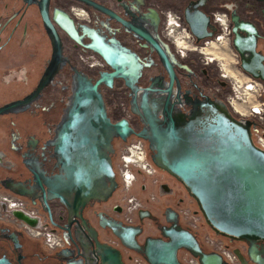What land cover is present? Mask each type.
<instances>
[{"label": "water", "instance_id": "obj_1", "mask_svg": "<svg viewBox=\"0 0 264 264\" xmlns=\"http://www.w3.org/2000/svg\"><path fill=\"white\" fill-rule=\"evenodd\" d=\"M41 12L52 39V59L37 87L24 98L1 105L0 117L29 108L53 83L64 62L60 36L43 7ZM56 20L76 37L72 19L65 16ZM189 25L199 40L206 36L200 35L192 23ZM200 28L207 29L204 21ZM90 38L94 43L88 47L99 52L113 71H103L96 79L74 69L72 93L52 141L58 153L60 172L38 181L44 210L52 223L64 231L68 244L76 246L64 248L58 254H66L69 264H125L122 250L104 239L102 230H111L123 245L144 255L149 264H183L180 260L182 250L189 251L201 264H226L221 254L206 251L196 234L182 225L175 208H167V223L156 226L160 235L147 236L143 243L139 237L144 233L145 220L155 219L149 209L140 210L139 225H126L93 210L95 202L108 201L119 185L112 160V140L116 136L126 140L131 134L149 141L150 149L154 151V164L185 187L216 234L231 241H245L249 244V255L257 254L258 244L264 242V151L252 140L254 123L239 119L225 102L205 94L197 98L196 110L193 111V102L188 103L193 109L186 113L173 103L169 108L170 102L162 106L159 98L153 97L150 103L143 94L140 99L138 91L142 88L138 82L142 73L134 53L117 54L110 46L105 54L95 45V39ZM153 43L169 73L170 101L175 82L178 93L181 92L175 72L176 60L168 56L158 42ZM234 48L240 55L242 69L264 81V56L257 51L256 43L243 46L236 40ZM119 68L136 72L131 86L136 92L132 111L141 119L142 131H136L127 118L114 122L108 115L100 86L103 83L114 86ZM2 182L6 189L27 196L19 190L27 186L24 182L9 178ZM55 199H60L68 208L67 224L54 220L50 201ZM96 216L99 225L94 222ZM13 240L20 246L17 236H13ZM235 253L246 264L241 251L235 249ZM0 264L12 262L3 256Z\"/></svg>", "mask_w": 264, "mask_h": 264}, {"label": "flooded vegetation", "instance_id": "obj_2", "mask_svg": "<svg viewBox=\"0 0 264 264\" xmlns=\"http://www.w3.org/2000/svg\"><path fill=\"white\" fill-rule=\"evenodd\" d=\"M41 7L47 11L48 17L62 41L64 62L61 64L62 67L57 75L60 74L59 76H63L62 73H64L65 76L63 77L64 80H57L55 83L47 86L42 92V99L39 102L37 101L38 104L35 110L30 111L37 113L39 109L51 110L58 107L56 109L61 108V112H58L55 118L44 119L43 126H38V123L32 124V129H30L31 127L28 128L27 132H22L17 127L8 132L7 126L5 128L0 126V132L3 131L9 139L4 156L8 158L9 154H11L21 162L17 168L12 167V165L8 167L3 166L2 171L6 175L1 180L3 189L1 192L12 197L23 198L29 204L41 208L44 212L46 211L44 210L43 193L38 183L44 181V178H52L60 172L61 167L58 153L52 141L56 138L58 124L62 120L68 105L69 96L72 93L74 69L84 71L96 79L103 71H113L99 52L88 47L94 43L90 37L95 39V45L105 52V54L110 46L113 47L117 54H124V52L134 53L137 63L142 68V70L141 68L139 69L142 74L140 75L139 72L141 77L138 82V86L142 88L138 91V97L140 99L143 94L144 96L146 95L150 103H152L151 99L153 97L159 98L162 106L170 102L169 108L171 107V103H173L183 113L190 112L193 109V105L188 104L192 102L194 104L193 111L196 110L197 98L203 94L222 100L215 93L219 74L215 66L206 67L195 54L186 59L177 56L173 43L164 32L168 13L176 15L179 18V23L186 27L198 42L215 38L221 33L220 25L214 21V14L217 12L226 13L229 21V39L232 47L234 48V42L236 40L243 46L256 43L257 51L264 56V0H0V37H2L6 29L11 27L10 39L17 32L21 31V37L23 36V39L28 37L29 43L28 29L30 26V28L35 27L37 33L50 44V54L45 58L47 65L40 74V77L44 74L53 55L52 39L46 29ZM3 14H6V16L3 17ZM65 16H68L74 21V27L76 29L74 34L76 37H73L69 31L57 22L56 18ZM4 18L5 20L3 21L2 19ZM203 21L207 26L206 30L200 28V24ZM189 22L195 26L200 35L206 36L199 40L192 32ZM238 27L241 30L237 31ZM154 41L162 46L168 56L176 60L175 72L181 85V92L180 94L178 93L177 83L175 82L172 95L169 99L170 101H168L170 84L167 83L170 80L169 73L161 62L160 53L154 45ZM88 57L98 60L104 63V65L90 67L85 61V58ZM198 63L199 66H196ZM206 72L216 78L214 85L211 84ZM136 77V72L119 68L118 77L115 78L114 86L109 87L103 83L100 89L104 95L108 115L112 121L115 122L122 118H127L132 127L139 132L144 128L143 123L139 116L132 111V101L136 96V92L131 86ZM150 87L151 89H149ZM53 90H59V93L67 92V94L62 95L56 101L53 98H58L59 96L53 94ZM46 98L54 100L52 102L49 100L46 101L49 107L44 106ZM4 121L7 122L6 119ZM11 123L17 124L14 121H11ZM133 137L140 136L131 134L126 140L117 136L113 138L112 144L114 152L112 153V160L119 185L108 201L101 203L95 202L93 207V210L97 211L96 213H104L107 218H115L126 225H139L141 221L139 215L133 224L123 219L124 201L115 163L121 148ZM144 140L147 145L148 156L154 164L152 160L154 151L150 149L149 141ZM7 163L10 164V162ZM157 168L160 169L159 167ZM7 178L13 179L15 182H24L27 186L19 188V190L26 193L27 196L18 195L12 190L6 189L2 181ZM160 187L163 189L168 188L165 181ZM116 193H119L118 199L116 202H111ZM50 206L54 213V220L60 224H67L68 208L66 205L60 199H55L50 201ZM175 209L179 212L178 208ZM179 215L180 222L186 227L182 222L180 212ZM154 217L155 219L149 220L152 221L153 228L157 230V234L154 236H159L160 232L156 226L166 224V216L165 222H162L155 215ZM48 218L53 230L64 237V231L52 223L49 215ZM94 219L96 225H99L98 217L96 216ZM144 227V233L139 237L141 243L144 242L147 236L151 235L146 232V222L144 223ZM102 232L104 239L109 244H111L110 239H119L111 230H102ZM110 234V237H106ZM13 236H17L20 246H16ZM196 236L201 242L199 234H196ZM26 237V233L14 224L5 220L0 221V258L6 256L12 264H69L67 255L58 253L64 248H76L74 244L69 245L66 241V245L63 248L46 252L39 243V247L43 248L41 251L32 250L30 253H26ZM228 241L232 242L230 239ZM239 242H242L243 246L234 248V251L235 249L241 251L246 257V264H260V262L264 264V242L258 244V252L253 256L249 255V244L245 241ZM120 243L123 247H126L122 244L121 240ZM203 247L206 251H211L204 245ZM117 248L122 250L125 264H127V260L131 259L134 254L140 255L146 260L144 255L134 249L126 247L131 252L129 257H126L123 249L120 247ZM182 251H180V255ZM238 260L239 264H243L239 257Z\"/></svg>", "mask_w": 264, "mask_h": 264}, {"label": "built area", "instance_id": "obj_3", "mask_svg": "<svg viewBox=\"0 0 264 264\" xmlns=\"http://www.w3.org/2000/svg\"><path fill=\"white\" fill-rule=\"evenodd\" d=\"M167 16L164 32L173 43L177 56L186 59L195 54L206 67H216L219 76L215 93L228 105L236 117L251 120L254 123L252 140L258 148L264 151V81L253 77L241 68L240 57L229 39L227 14L222 12L214 14V21L220 25L221 33L215 38L202 42L194 39L191 32L179 23L176 15L168 13ZM85 61L90 67L104 65L89 57L85 58ZM115 168L121 183L124 201L122 216L126 222L133 224L140 210L147 208L144 200L132 193L135 183L141 180L145 187L147 185L160 187L164 182V176L150 160L146 142L141 137L131 138L121 148ZM150 199L156 200L157 194L150 193ZM181 207L178 209L183 224L192 232L200 235L202 215L197 213L199 210L182 209ZM25 216L31 218L32 222H29ZM0 219L14 224L31 237L41 239L50 251L58 250L66 245L64 237L51 227L47 213L29 204L23 198L0 194ZM200 239L206 248L221 254L226 264H239L234 248L229 245L228 241L226 242L223 236L209 233ZM110 243L123 249L126 257L131 254L129 249L121 245L119 239H110ZM180 258L184 264H201L199 259L187 250L182 251ZM127 264L149 263L140 255L134 254L131 259L127 260Z\"/></svg>", "mask_w": 264, "mask_h": 264}, {"label": "rangeland", "instance_id": "obj_4", "mask_svg": "<svg viewBox=\"0 0 264 264\" xmlns=\"http://www.w3.org/2000/svg\"><path fill=\"white\" fill-rule=\"evenodd\" d=\"M5 16L6 14H3V17ZM2 20L4 21L5 18ZM31 24H33V22H31ZM11 31H12L11 27L6 29L2 37H0V106L8 102L24 98L37 87L42 77V76L40 77V74L47 65V60H45V58L50 54V44H48V42H46L45 39H43V37L39 33H37L35 27L30 28L29 26L28 29L29 43H28V37L24 39L23 36L21 37V31L17 32V34L10 39L9 34L11 33ZM196 66H199V63L198 65L196 64ZM62 74L63 76H59L60 74L57 75L53 83H55V81L57 80L59 81L64 80L63 77L65 76V74L64 73ZM206 75L209 78L211 84L214 85L216 82V78L209 75L207 72ZM68 80L70 79L68 78ZM52 93L55 94L56 96H59L58 98L57 97L53 98L56 99V101L60 99L62 95L67 94V92L59 93V90H53ZM42 97L43 96H41L38 100L34 101L31 104V106H29V108L25 110V112H20L18 114L10 113L7 115H3V117L1 116L0 126H2V128H5V126H7L8 132L15 127L19 128L22 132H27L28 128L31 127L30 129H32L31 126L32 124L38 123V126H43L44 119L55 118L56 114L58 112L59 113L61 112V108L58 110L56 109L58 107H55L54 109L51 110L39 109L37 113L30 111V110H35V107L37 106L38 102L42 99ZM53 99L46 98V100L44 101L45 102L44 106L49 107L46 101L49 100L50 102H52L54 101ZM4 119H6L7 122H5ZM11 121L16 122L17 124L16 125L12 124ZM2 132H0V146L7 149V144L9 143V139L8 136H6L4 132L3 133ZM0 154H1L0 157V173H1L3 166L8 167L10 165H13V161L12 159H8L9 157L6 158L3 155L2 150ZM7 162H10V164H8ZM160 171L162 176H164L163 181L166 182L167 178L173 179L175 183L179 186V188L182 190V192H184L185 194L184 197L185 201L182 203L179 200L178 202H176L175 206H179V207L182 206L181 207L182 209L190 208V209L199 210L197 202L188 194L185 187L176 178L171 176L166 171L161 169ZM156 187H158L162 191V193H165L159 186L155 185L154 188ZM1 191L3 190H1L0 187V194H4ZM132 193L135 194L134 190H132ZM118 196L119 193H116L115 197L111 202L113 201L116 202ZM197 213L202 215V219H201L202 228L200 231L199 238L209 233H211L212 235L216 234L206 222L201 211L199 210ZM0 221L3 220L0 219ZM26 236H27L26 241H27V249H28V250L26 249L27 251L26 253H30L32 250L41 251L43 248L46 252L49 251L44 246V243L41 239L31 237L28 234H26ZM225 240L227 242L229 239H225ZM39 243L43 246V248L39 247ZM228 243L233 248H239L243 246V243L239 241H232V242L228 241Z\"/></svg>", "mask_w": 264, "mask_h": 264}, {"label": "crops", "instance_id": "obj_5", "mask_svg": "<svg viewBox=\"0 0 264 264\" xmlns=\"http://www.w3.org/2000/svg\"><path fill=\"white\" fill-rule=\"evenodd\" d=\"M1 150L4 155L6 152L5 148L0 146V153H1ZM0 157H1V154H0ZM8 157H9L8 159H12L13 161L12 167L14 166L15 168H17V166L20 165L19 164L21 163L20 160L13 157L11 154H9ZM2 172L0 173L1 190H3L2 185H1V180L6 175L4 171ZM166 184L168 188L166 189L161 188L163 191H165V193H162V191L158 187L154 188V186L152 185H147V187L143 186V183L140 182V180L135 183L134 188H133L134 193L137 194L142 200H144V202L147 205V209L152 211L155 216L159 217L162 220V222H165L164 212L167 208L169 207L178 208L179 206H175L176 202H178L179 200L181 202L185 201L184 192H182V190L179 188V186L175 183L173 179L167 178ZM150 193L157 194V199L151 200ZM145 222H146V228H147L146 232L153 236L156 235L157 230L153 228L152 221L149 219H146ZM110 236L111 234L107 235L106 237H110Z\"/></svg>", "mask_w": 264, "mask_h": 264}, {"label": "bare ground", "instance_id": "obj_6", "mask_svg": "<svg viewBox=\"0 0 264 264\" xmlns=\"http://www.w3.org/2000/svg\"><path fill=\"white\" fill-rule=\"evenodd\" d=\"M25 218H26L29 222H32V219L29 218L28 216H25Z\"/></svg>", "mask_w": 264, "mask_h": 264}]
</instances>
